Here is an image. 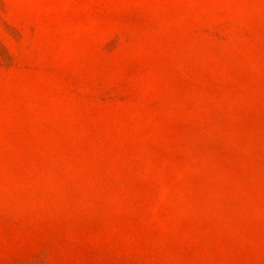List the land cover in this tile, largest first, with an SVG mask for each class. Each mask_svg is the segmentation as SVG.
Instances as JSON below:
<instances>
[{
    "label": "rangeland",
    "instance_id": "rangeland-1",
    "mask_svg": "<svg viewBox=\"0 0 264 264\" xmlns=\"http://www.w3.org/2000/svg\"><path fill=\"white\" fill-rule=\"evenodd\" d=\"M0 264H264V0H0Z\"/></svg>",
    "mask_w": 264,
    "mask_h": 264
}]
</instances>
